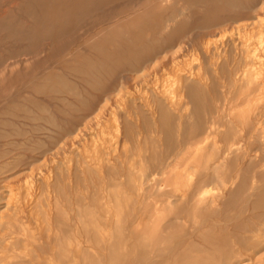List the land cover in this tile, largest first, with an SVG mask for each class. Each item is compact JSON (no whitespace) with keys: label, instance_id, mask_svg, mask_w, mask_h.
Segmentation results:
<instances>
[{"label":"rangeland","instance_id":"rangeland-1","mask_svg":"<svg viewBox=\"0 0 264 264\" xmlns=\"http://www.w3.org/2000/svg\"><path fill=\"white\" fill-rule=\"evenodd\" d=\"M263 11L264 0H0V186L15 187L8 208L0 192V264H264Z\"/></svg>","mask_w":264,"mask_h":264},{"label":"bare ground","instance_id":"bare-ground-1","mask_svg":"<svg viewBox=\"0 0 264 264\" xmlns=\"http://www.w3.org/2000/svg\"><path fill=\"white\" fill-rule=\"evenodd\" d=\"M255 3H256V1H253V2H252V4H255ZM260 3H261V2H260ZM259 5H260V4H259ZM257 7H259V6H257ZM249 8H253V5L250 6ZM255 9H256V8H255ZM243 10H244V9H243ZM247 10H248V9H247ZM253 11H254V10H253ZM263 12H264V11H263ZM263 12H262V13H263ZM252 13H253V12H252ZM254 15H256V14H254ZM256 18H257V17H256ZM259 18H260V17H259ZM250 20H251V19H250ZM256 20H257V19H256ZM243 21H244V20H243ZM257 21H259V20H257ZM260 21L263 22V19H260ZM240 22H241V21H240ZM240 22H239V23H240ZM244 22H245V21H244ZM248 22H249V21H248ZM236 23H237V22H236ZM245 23H246V22H245ZM258 23H259V22H258ZM237 24H238V23H237ZM248 24H249V23H248ZM240 25H241V24H240ZM245 25H246V24H245ZM251 25H252V23H251ZM256 25H258V24H256ZM235 26H236V24H235ZM199 27H200V26H199ZM199 27H198V29H199ZM225 27H226V26H225ZM225 27H224V28H225ZM227 27H228V25H227ZM257 27H258V26H257ZM261 27H262V26H261ZM248 28H250V27L248 26ZM195 29H196V28H195ZM198 29H197V30H198ZM235 29H236V28H235ZM242 29H243V28H242ZM252 29H253V28H252ZM261 29H262V28H261ZM201 30H202V29H201ZM243 30H244V29H243ZM243 30H242V32H243ZM262 30H263V29H262ZM191 32H192V31H191ZM191 32H190V33H191ZM194 32H195V31H194ZM263 32H264V31H263ZM224 33H225V32H224ZM232 33H233V32H232ZM240 33H241V32H239V34H240ZM248 33H249V32H248ZM248 33H247V34H248ZM259 33H260V32H259ZM219 34H220V33H219ZM250 34H251V33H250ZM193 35H194V34L192 33V37H193ZM217 35H218V32H217ZM257 35H258V34H257ZM185 36H186V35H185ZM188 36H189V35H188ZM188 36H187V37H188ZM223 36H224V35H223ZM235 36H236V35H235ZM240 36H241V35H240ZM192 37H191V39H192ZM207 37H208V36H207ZM210 37H211V36H210ZM226 37H227V36H226ZM232 37H233V39H235V38L237 39V38H238V37H235V38H234V35H233ZM254 37H255V36H254ZM263 37H264V36H263ZM241 38H242V37H241ZM184 39H186V38H183V37H182V40H184ZM188 39H189V38H188ZM188 39H187V40H188ZM191 39H190V40H191ZM213 39H214V38H213ZM223 39H224V38H223ZM233 39H232V40H233ZM182 40H181V42H182ZM190 40H188V41H190ZM207 40H208V39H207ZM218 40H220V39H218ZM239 40H240V38H239ZM251 40H252V39H251ZM262 40H263V39H262ZM184 41H185V40H184ZM227 41H228V40H227ZM173 42H174V41H173ZM205 42H206V41H205ZM207 42H208V41H207ZM207 42H206V43H207ZM219 42H220V41H219ZM219 42H217V43H219ZM255 42H256V41H255ZM259 42H260V41H259ZM215 43H216V41H215ZM217 43H216V45H217ZM220 43H221V42H220ZM222 43H224V42L222 41ZM226 43H227V42H226ZM231 43H232V42H231ZM256 43H258V42H256ZM202 44H203V43H202ZM229 44H230V43H229ZM237 44H238V41H237ZM237 44L234 43L235 46H237ZM242 44H243V43L241 42L240 45H242ZM178 45H180V44H178ZM178 45H177V46H178ZM210 45H212V44H210ZM226 45H227V44H226ZM246 45H247V43H246ZM250 45H251V44H250ZM202 46H203V45H202ZM206 46H207L208 48H210L208 45H206ZM212 46H213V45H212ZM217 46H219V45H217ZM223 46H225V45L223 44ZM235 46H234V47H235ZM257 46H258V45H257ZM199 47H200V46H199ZM207 47H206V48H207ZM213 47H214V46H213ZM215 47H216V46H215ZM220 47H221V48H224V47H222V46H220ZM226 47H227V46H226ZM241 47H242V46H241ZM243 47H244V46H243ZM246 47H248V46H246ZM261 47H262V46H261ZM175 48H176V47H175ZM203 48H204V47H203ZM206 48H205V49H206ZM217 48H218V47H217ZM228 48H229V47H228ZM251 48H252V47H251ZM253 48H254V47H253ZM215 49H216V48H215ZM218 49H219V48H218ZM230 49H231V48H230ZM242 49H243V48H242ZM249 49H250V48H249ZM255 49L257 50L256 47H255ZM261 49H263V48H261ZM173 50H174V49H173ZM195 50H196V49H195ZM220 50H221V49H220ZM243 50H245V49H243ZM258 50H259V49H258ZM170 51H171V53H172V50H170ZM196 51H197V50H196ZM208 51H209V50H208ZM221 51H222V50H221ZM221 51H220V52H221ZM223 51H224V49H223ZM226 51H228V49L225 50L224 53H226ZM234 51H235V50H234ZM247 51H248V48H247V50H246V54H247ZM249 51H250V50H249ZM249 51H248V52H249ZM260 51H261V50H260ZM204 52H206V51H204ZM204 52H203V53H204ZM214 52H215V51H214ZM244 52H245V51H244ZM261 52H263V51H261ZM168 53H169V52H168ZM199 53H200V51H199ZM212 53H213V52H212ZM235 53H236V52H235ZM238 53H239V52H238ZM240 53H241V52H240ZM240 53H239V56H240ZM254 53H255V52H254ZM257 53H258V52H256V54H257ZM259 53H260V52H259ZM207 54H208V52H207ZM221 54L223 55V53H220V55H221ZM226 54H227V53H226ZM249 54H250V53H249ZM263 54H264V53H263ZM163 55H165V54H163ZM166 55H167V54H166ZM217 55H218V54H216V56H217ZM220 55H219V56H220ZM228 55H229V54H228ZM252 55H253V54H252ZM167 56H168V55H167ZM170 56H171V55H170ZM208 56H209V55H208ZM212 56H213V55H212ZM212 56H211V57H212ZM214 56H215V55H214ZM236 56H237V55H236ZM236 56H235V58L238 59ZM241 56H242V55H241ZM244 56H245V55H244ZM255 56H256V55H255ZM263 56H264V55H263ZM231 57H232V56H231ZM248 57H249V56H248ZM161 58H162V57H161ZM174 58H176V57H174ZM207 58H208V57H207ZM209 58H210V57H209ZM218 58H219V57H218ZM226 58H227V56H226ZM239 58H240V57H239ZM241 58H242V57H241ZM241 58H240V60H241ZM244 58H245V57H244ZM246 58H247V56H246ZM246 58H245V59H246ZM251 58H252V56H251ZM254 58H255V57H254ZM261 58H262V57H261ZM177 59H178V58H177ZM211 59L213 60V58H211ZM221 59H222V58H221V56H220V60H221ZM223 59H224V58H223ZM245 59H243V60H245ZM255 59H256V58H255ZM155 60H156V59H155ZM160 60H161V59H160ZM164 60H165V59H164ZM175 60H176V59H175ZM209 60H210V59H209ZM220 60H219V61H220ZM224 60H225V59H224ZM240 60H239L238 62H240ZM263 60H264V58H263ZM263 60H262V62H263ZM161 61H162V60H161ZM219 61H217V63H218ZM234 61H235V60H234ZM234 61H233V62H234ZM245 61H246V60H245ZM254 61H255V60H254ZM256 61H257V60H256ZM258 61H260V60H258ZM159 62H160V61H159ZM172 62H173V60H172ZM179 62H180V61H179ZM208 62H209V61H207L206 63L208 64ZM214 62H215V60H214ZM225 62H227V61H225ZM260 62H261V61H260ZM153 63H155V62H152V64H153ZM174 63H175V62H174ZM176 63H178V62H176ZM182 63H183V62H182ZM217 63H216V65H217ZM236 63H237V62H236ZM236 63H235V64H236ZM242 63H243V62H242ZM244 63H245V62H244ZM248 63H249V62H248ZM255 63H256V62H255ZM223 64H224V62H223ZM232 64L234 65V63H232ZM237 64H239V63H237ZM144 65H145V64H144ZM209 65H210V64H209ZM211 65H212V64H211ZM213 65H214V64H213ZM213 65H212V69L214 68ZM241 65H242V64H241ZM249 65H250V64H249ZM252 65H253V63H252ZM252 65H250V66H252ZM257 65H258V63H257ZM261 65H262V64H261ZM171 66H172V65H171ZM180 66H181V65H180ZM183 66H184V65H183ZM219 66H221V63H220ZM230 66H231V65H230ZM247 66H248V65H247ZM262 66H263V65H262ZM151 67H152V66H151ZM173 67H174V66H173ZM209 67H210V66H209ZM215 67H216V66H215ZM238 67H239V66H238ZM241 67H242V66H241ZM258 67H259V65H258ZM141 68H143V67H141ZM171 68H172V67H171ZM186 68L188 69L189 66H187ZM199 68H200V67H199ZM199 68H198V69H199ZM201 68H203V67H201ZM226 68H227V67H226ZM247 68H248V67H247ZM251 68H252V67H251ZM259 68H260V67H259ZM259 68H258V69H259ZM143 69H144V68H143ZM164 69H165V68H164ZM215 69H216V68H215ZM217 69H218V68H217ZM219 69H220V71H221V68H219ZM240 69H241V68H240ZM254 69H257V68H254ZM126 70H127V69H126ZM166 70H167V69H166ZM178 70H179V68H178ZM191 70H192V69H191ZM194 70H195V69H194ZM200 70H201V69H200ZM200 70H199V71H200ZM227 70H229V69H227ZM236 70H237V69H236ZM244 70H245V69H244ZM261 70H262V68H261ZM144 71H145V70H144ZM176 71H177V70H176ZM197 71H198V70H197ZM199 71H198L199 74H203V72L200 73L201 71H200V72H199ZM212 71H213V70H212ZM240 71H241V70H240ZM251 71H252V70H251ZM263 71H264V70H263ZM142 72H143V71H142ZM142 72H141V73H142ZM204 72H205V70H204ZM215 72H217V71H214V74H215ZM218 72H219V71H218ZM227 72H228V71H227ZM232 72H233V70H232ZM234 72H235V71H234ZM237 72H238V71H237ZM244 72H245V71H244ZM258 72H259V71H258ZM260 72H261V71H260ZM124 73H125V72H124ZM220 73H221V72H220ZM239 73H240V72H239ZM242 73H243V72H242ZM255 73H256V72H255ZM261 73H262V72H261ZM139 74H140V73H139ZM139 74H138V75H139ZM146 74H147V73H146ZM188 74H189V73H188ZM204 74H205V73H204ZM212 74H213V73H212ZM216 74H217V73H216ZM216 74H215V76H216ZM227 74H228V73H227ZM243 74H244V73H243ZM247 74H248V73H247ZM253 74H254V73H253ZM253 74H252V75H253ZM256 74H257V73H256ZM121 75H122V74H121ZM175 75H176V74H175ZM180 75H181V74H180ZM184 75H185V74H184ZM193 75H194V74H193ZM193 75H192V76H193ZM210 75H211V74H210ZM223 75H224V74H223ZM232 75L234 76V73H233ZM236 75H237V74H236ZM245 75H246V74H245ZM249 75H250V74H249ZM254 75H255V74H254ZM142 76H143V75H142ZM146 76H147V75H146ZM177 76H178V75H177ZM182 76H183V75H182ZM199 76H200V75H199ZM202 76H204V75H202ZM202 76H201V77H202ZM206 76H207V75H206ZM242 76H243V75H242ZM255 76L257 77V76H259V75L257 74V75H255ZM262 76H263V75H262ZM131 77H132V76H131ZM179 77H180V76H179ZM186 77H187V76H186ZM188 77H190V76H188ZM194 77H195V76H194ZM197 77H198V76H197ZM204 77H205V76H204ZM213 77H214V76H213ZM217 77H218V76H217ZM230 77H231V76H230ZM250 77H251V76H250ZM250 77H249V78H250ZM253 77H254V76H253ZM122 78H123V77H122ZM190 78H193V77H190ZM190 78H189V79H190ZM205 78H206V77H205ZM211 78H212V77H211ZM234 78H235V76L233 77V80H234ZM237 78H240V77L238 76ZM245 78H246V77H245ZM254 78H255V77H254ZM128 79H129V78H128ZM175 79H176V78H175ZM178 79H179L178 81H180L181 77L178 78ZM199 79H200V77H199ZM201 79H202V78H201ZM241 79H242V78H241ZM262 79H263V78H262ZM137 80H138V79H137ZM137 80H136V81H137ZM195 80H196V79H195ZM197 80H198V79H197ZM203 80L205 81V79H203ZM233 80H231V83H232ZM246 80H247V79H246ZM256 80H257V79H256ZM206 81H207V80H206ZM243 81H244V80H243ZM243 81H241V83H244ZM263 81H264V80H263ZM110 82H111V81H110ZM124 82H125V80H124ZM134 82H135V81H134ZM143 82H144V81H143ZM175 82H176V81H175ZM197 82H198V81H197ZM202 82H203V81H202ZM215 82H216V81H215ZM236 82H239V80L236 81ZM198 83H200V81H199ZM245 83H246V82H245ZM256 83H259V82L257 81ZM262 83H263V82H262ZM134 84H135V83H134ZM173 84H174V83H173ZM185 84H186V83H185ZM215 84H216V83H215ZM232 84H233V83H232ZM235 84H236V83H235ZM253 84H254V83H252V85H253ZM176 85H178V84H176ZM199 85H200V84H199ZM236 85H237V84H236ZM238 85H239V84H238ZM241 85H242V84H241ZM247 85H248V84H247ZM252 85H250V88H251ZM259 85H260V84H259ZM134 86H135V85H134ZM204 86H205V85H204ZM233 86H234V85H233ZM248 86H249V85H248ZM257 86H258V84H256L255 87L257 88ZM261 86H262V85H261ZM263 86H264V85H263ZM136 87H137V86H136ZM190 87H191V86H190ZM201 87H202V86H201ZM157 88H158V87H157ZM176 88H178V86H176ZM180 88H181V87H180ZM180 88H179V89H180ZM236 88H238V87H236ZM250 88L248 87V89H250ZM259 88H260V87H259ZM155 89H156V88H155ZM182 89H183V88H182ZM261 89H263V88H261ZM108 90H109V89H108ZM118 90H119V89H118ZM120 90H121V89H120ZM120 90H119V91H120ZM124 90H125V89H124ZM170 90H171V89H170ZM206 90H207V89H206ZM252 90H253V89H252ZM252 90H251V91H252ZM255 90H256V89H255ZM255 90H254V91H255ZM257 90H258V89H257ZM135 91H136V89H135ZM167 91H168V90H167ZM173 91H174V90H173ZM177 91H178V90H177ZM248 91H249V90H248ZM251 91H250V92H251ZM260 91H261V90H260ZM132 92H133V91H132ZM163 92H164V91H163ZM216 92H217V91H216ZM245 92H246V91H245ZM245 92H244V93H245ZM261 92H262V91H261ZM137 93H140V92H137ZM137 93H136V94H137ZM147 93H148V92H147ZM153 93H155V92H153ZM164 93H165V92H164ZM166 93H167V92H166ZM168 93H169V92H168ZM179 93L181 94V92H179ZM185 93H186V92H185ZM254 93H255V92H254ZM129 94H130V93H129ZM170 94H171V93H170ZM248 94H249V93H248ZM263 94H264V93H263ZM126 95H127V94H126ZM126 95H125V96H126ZM132 95H133V94H132ZM139 95H141V94H139ZM156 95H157V94H156ZM161 95H162V93H161ZM167 95H168V94H167ZM258 95H260V94H258ZM107 96H108V95H107ZM142 96H143V95H142ZM159 96H160V95H159ZM162 96H163V95H162ZM181 96H182V95H181ZM181 96H179V97H181ZM244 96H245V94H244ZM244 96H243V97H244ZM247 96H248V95H247V93H246V97H247ZM138 97H140V96H138ZM144 97H145V96H144ZM169 97H170V96H169ZM189 97H190V96H189ZM126 98H127V96H126ZM161 98H162V97H161ZM163 98H165V96H164ZM181 98H182V97H181ZM250 98H251V97H250ZM250 98H249V99H250ZM258 98H259V97H258ZM130 99H132V98H130ZM136 99H137V98H136ZM191 99H192V98H191ZM240 99H242V97H241ZM252 99H253V98H252ZM128 100H129V98H128ZM128 100H127V101H128ZM164 100H165V99H164ZM164 100H163V101H164ZM179 100H180V98H179ZM189 100H190V99H189ZM208 100H209V99H208ZM250 100H251V99H250ZM103 101H104V100H103ZM135 101H136V100H135ZM147 101H148V100H147ZM176 101H177V99H176ZM180 101H181V100H180ZM186 101H187V100H186ZM192 101H193V100H192ZM128 102H129V101H128ZM133 102H134V101H133ZM241 102H243V101H241ZM124 103H125V102H124ZM134 103H135V102H134ZM136 103H138V102L136 101ZM141 103L143 104V102H141ZM146 103H148V102H146ZM154 103H155V102H154ZM166 103H167V102H166ZM125 104H126V103H125ZM151 104H152V103H151ZM168 104H169V103H168ZM168 104H164V105L166 106V105H168ZM179 104H180V103H179ZM195 104H197V103H195ZM223 104H224V103H222L221 105H223ZM248 104H249V103H248ZM250 104H251V102H250ZM256 104H257V103H256ZM119 105H120V104H119ZM134 105H135V104H134ZM139 105H140V104H139ZM144 105H145V104H144ZM146 105H147V104H146ZM149 105H150V104H149ZM101 106H102V105H101ZM126 106H127V105H126ZM258 106H259V105H258ZM144 107H145V106H144ZM155 107H156V106H155ZM194 107H195V106H194ZM198 107H199V106H198ZM124 108H125V107H124ZM124 108H123V109H124ZM150 108H151V107H150ZM168 108H169V107H168ZM170 108L172 109V107H170ZM196 108H197V107H196ZM247 108H248V106H247ZM163 109H165V107H164ZM171 109H170V110H171ZM182 109H183V108H182ZM184 109H185V108H184ZM207 109H208V108H207ZM221 109H222V108H221ZM250 109H251V108H250ZM255 109H257V108H255ZM255 109H253V110H255ZM100 110H101V109H100ZM144 110H145V109H144ZM165 110H166V109H165ZM178 110H179V108H178ZM185 110L188 111V109H185ZM246 110H247V109H246ZM97 111H98V110H97ZM126 111H127V110H126ZM133 111H134V109H133ZM146 111H147V110H146ZM152 111H153V110H152ZM218 111L220 112V110H218ZM223 111H224V110H223ZM117 112H118V111H117ZM119 112H120V111H119ZM134 112H135V111H134ZM147 112H148V111H147ZM213 112H214V111H213ZM224 112H225V111H224ZM247 112H248V110H247ZM254 112H255V111H254ZM96 113H97V112H96ZM126 113H127V112H126ZM130 113H131V112H130ZM130 113H129V114H130ZM199 113H201V112H199ZM225 113H226V112H225ZM248 113H249V112H248ZM110 114H111V113H110ZM127 114H128V113H127ZM153 114H154V113H153ZM171 114H172V113H171ZM178 114H179V113H178ZM184 114H185V113H184ZM184 114H183V115H184ZM244 114H245V112H244V113L241 112V115H242V116H243ZM91 115H92V114H91ZM94 115H95V114H94ZM138 115H139V114H138ZM154 115H155V114H154ZM200 115H202V114H200ZM214 115H215V114H214ZM214 115H213V116H214ZM248 115H249V114H248ZM92 116H93V115H92ZM126 116H128V115H126ZM173 116L176 117L175 115H173ZM178 116H179V115H178ZM249 116H250V115H249ZM93 117H94V116H93ZM98 117H99V116H98ZM131 117H132V116H131ZM219 117H220V116H219ZM126 118H127V117H126ZM200 118H201V117H200ZM200 118H199V119H200ZM259 118H260V117H259ZM259 118H257V119H259ZM101 119H102V118H101ZM119 119H120V117H119ZM119 119H118V120H119ZM121 119H122V118H121ZM127 119H128V118H127ZM135 119H136V118H135ZM209 119H210V118H209ZM211 119H212V118H211ZM211 119H210V121H211ZM261 119H262V118H261ZM261 119H260V120H261ZM99 120H100V119H99ZM102 120H103V119H102ZM116 120H117V119H116ZM129 120H130V119H129ZM153 120H154V119H153ZM153 120H152V122H153ZM183 120H184V119H183ZM200 120H201V119H200ZM243 120H244V118H243ZM250 120H251V119H250ZM262 120H264V119H262ZM88 121H89V120H87V122H88ZM257 121H259V120H257ZM257 121H256V122H257ZM92 122H93V121H92ZM122 122H123V121H122ZM132 122H133V121H132ZM132 122H130V123H132ZM201 122H202V121H201ZM204 122H205V121H204ZM259 122H260V121H259ZM259 122H257V123H258V126H260ZM82 123H84V122H82ZM89 123H90V122H89ZM89 123H88V124H89ZM99 123H100V125H101V122H99ZM117 123H118V122H117ZM155 123H156V122H155ZM223 123H224V122H223ZM88 124H87V125H88ZM134 124H135V123H134ZM136 124H137V123H136ZM202 124H203V126H205L204 123H202ZM232 124H233V123H232ZM242 124H243V123H241V125H242ZM104 125H105V124H104ZM117 125H118V124H117ZM137 125H138V124H137ZM211 125H212V124H211ZM211 125H210V126H211ZM234 125H235V124H234ZM254 125H255V124H254ZM88 126H89V125H88ZM98 126H99V125H98ZM102 126H103V124H102ZM215 126H216V124H215ZM255 126H256V125H255ZM81 127H84V129H85V126H81ZM89 127H90V126H89ZM91 127H92V126H91ZM135 127H136V126H135ZM242 127H243V125H242ZM125 128H126V127H125ZM138 128H139V127H138ZM138 128H137V130H138ZM215 128H216V127H215ZM84 129H83V130H84ZM196 129H197V128H196ZM200 129H201V128H200ZM206 129H207V128H206ZM210 129H211V128H210ZM253 129H254V128H253ZM256 129H257V128H256ZM79 130H80V128H79ZM87 130H88V129H87ZM93 130H94V129L92 128V131H93ZM95 130H97V129H95ZM98 130H99V129H98ZM202 130H203V129H202ZM90 131H91V130H90ZM118 131H119V129H118ZM242 131H243V129H242ZM254 131H255V129H254ZM257 131L259 132L260 136H261L262 134H264V122H263V124H262L260 127H258V130H257ZM75 132H76V131H75ZM103 132H104V130H103ZM203 132H204V131H203ZM219 132H220V131H219ZM235 132H236V131H235ZM250 132H251V131H250ZM255 132H256V131H255ZM201 133H202V132H201ZM206 133H207V132H206ZM116 134H117V133H116ZM136 134H138V131L136 132ZM195 134H197V133H195ZM198 134H199V133H198ZM203 134H204V133H203ZM243 134H244V133H243ZM81 135H82V134H81ZM186 135H187V133H186ZM236 135H237V134H235V137H236ZM240 135H242V134L240 133ZM68 136H69V134H68ZM76 136H78V135H76ZM138 136H139V135H138ZM193 136H194V135H193ZM205 136H206V135H205ZM252 136L254 137V136H255V133H254V135H252ZM258 136H259V135H258ZM49 137H51V136H49ZM84 137H85V136H84ZM93 137H94V136H93ZM185 137H186V136H185ZM213 137H214L213 135H208L203 141H201L200 143H197L198 145H197L195 151L198 152L199 150H201L202 147H203L206 143H208V141L210 140V138H213ZM235 137H234V138H235ZM243 137H244V136H243ZM253 137H251V138H253ZM261 137H262V136H261ZM96 138H97V137H96ZM191 138H192V137H191ZM256 138H257V137H256ZM258 138H259V137H258ZM66 139H67V138H66ZM69 139H70V138H69ZM77 139H78V138H77ZM83 139H84V138H83ZM83 139H82V140H83ZM235 139H236V138H235ZM235 139H234V140H235ZM63 140H64V138H63ZM95 140H96V139H95ZM97 140H99V139H97ZM100 140H101V139H100ZM104 140H106V139H104ZM104 140H103V142H104ZM132 140H133V139H132ZM212 140H213V139H212ZM236 140H237V139H236ZM247 140H248V139H247ZM254 140H255V139H254ZM101 141H102V140H101ZM61 142H62V141H61ZM98 142H99V141H98ZM98 142H97V143H98ZM105 142H106V141H105ZM105 142H104V143H105ZM122 142H123V141H122ZM124 142H125V141H124ZM257 142H258V141H257ZM5 143H6V142H5ZM104 143H103V145H104ZM210 143H211V141H210ZM238 143H239V142H238ZM263 143H264V142H263ZM60 144H62V143H60ZM98 144H99V143H98ZM168 144H169V143H168ZM211 144H212V143H211ZM214 144H215V143H214ZM232 144H233V143H232ZM58 145H59V144H58ZM95 145H96V144H95ZM105 145H106V144H105ZM215 145H216V144H215ZM233 145H235V144H233ZM59 146H60V145H59ZM61 146H62V145H61ZM194 146H196V145H194ZM194 146H193V147H194ZM213 146H214V145H213ZM237 146H238V145H237ZM262 146H263V145H262ZM262 146H261V148H262ZM98 147H100V146H98ZM101 147H102V146H101ZM109 147H111V146H109ZM188 147H189V146H188ZM193 147H191V148L193 149ZM214 147H215V146H214ZM227 147H229V146H227ZM245 147H246V146H245ZM106 148H107V147H106ZM215 148H216V147H215ZM229 148H230V147H229ZM51 149H52V148H51ZM53 149H55V148H53ZM100 149H101V148H100ZM100 149H98V150H100ZM104 149H105V148H104ZM109 149H111V148H109ZM206 149H208V148H206ZM206 149H205V150H206ZM211 149H212V146H211ZM227 149H228V148H227ZM244 149H245V148H244ZM244 149H242V150H244ZM102 150H103V149H102ZM102 150H101V153H102ZM107 150H108V149H107ZM185 150H186V149H185ZM188 150H189V149H188ZM205 150H204V151H205ZM216 150H217V148H216ZM259 150H260V149H259ZM62 151H63V150H62ZM126 151H127V150H126ZM189 151H190V150H189ZM195 151H194V152H195ZM201 151H202V150H201ZM97 152H98V151H96V153H97ZM107 152H108V151H107ZM109 152H110V151H109ZM185 152H186V151H185ZM194 152H193V153H194ZM225 152H226V151H225ZM241 152H242V151H241ZM48 153H49V152H48ZM58 153H59V152H58ZM91 153H92V152H91ZM96 153H95V154H96ZM111 153H112V152H111ZM188 153H189V152H188ZM188 153H187V154H188ZM190 153H191V152H190ZM198 153H199V152H198ZM226 153H227V152H226ZM229 153H230V152H229ZM229 153H228V154H229ZM104 154H105V153H104ZM125 154H126V153H125ZM228 154H227V156H228ZM234 154H235V153H234ZM236 154H237V153H236ZM56 155H57V153H56ZM58 155H59V154H58ZM97 155H98V154H97ZM184 155H185V154H184ZM196 155H197V154H196ZM229 155H230V154H229ZM18 156H19V155H18ZM47 156H48V155H47ZM107 156H108V155H107ZM225 156H226V155H225ZM227 156H226V157H227ZM235 156H236V155H235ZM240 156H241V155H240ZM43 157H44V156H43ZM90 157H91V156H90ZM98 157H99V156H98ZM188 157H189V156H188ZM232 157H233V156H232ZM232 157H231V158H232ZM105 158H106V157H105ZM117 158H118V157H117ZM221 158H222V157H221ZM221 158H219L218 160H220ZM236 158H237V157H236ZM100 159H101V158H100ZM119 159H120V158H119ZM224 159H225V158H224ZM42 160H43V158H42ZM104 160H105V159H104ZM106 160H107V159H106ZM108 161H109V160H108ZM119 161H120V160H119ZM224 161L227 162L226 160H224ZM100 162H101V161H100ZM100 162H99V163H100ZM109 162H110V161H109ZM120 162H121V161H120ZM40 163H41V162H40ZM78 163H79V162H78ZM168 163H169V162H168ZM221 163H222V162H221ZM5 164H6V163H5ZM216 164H218V163H216ZM106 165H107V163H106ZM114 165H115V164H114ZM166 165H167V164H166ZM214 165H215V164H214ZM17 166H18V165H17ZM91 166H92V165H91ZM94 166H95V164H94ZM96 166H97V165H96ZM111 166H112V164H111ZM167 166H168V165H167ZM225 166H226V165H225ZM160 167H161V166H160ZM210 167H211V166H210ZM0 168H1V167H0ZM161 168H162V167H161ZM165 168H166V167H165ZM170 168H171V167H170ZM218 168H219V167H218ZM219 169H220V168H219ZM2 170H3V169H2ZM29 170H30V169H29ZM29 170H28V171H29ZM116 170H117V169H116ZM159 170H160V169H159ZM5 171H7V170H5ZM26 171H27V170H25V172H26ZM41 171H42V170H41ZM157 171H158V170H157ZM168 171H169V170H168ZM219 171H220V170H219ZM16 172H17V171H16ZM25 172H24V173H25ZM206 172H207V171H206ZM216 172H217V171H216ZM216 172H214V173L216 174ZM161 173H162V172H161ZM163 173H164V172H163ZM13 174H14V173H13ZM20 174H21V173H20ZM27 174H28V173H27ZM30 174H31V173H30ZM33 174H34V173H33ZM205 174L207 175L208 173H205ZM28 175H29V174H28ZM191 175H192V174H191ZM213 175H214V174H213ZM20 176H21V175H20ZM22 176H23V175H22ZM213 177H214V176H213ZM43 178H44V177H43ZM154 178H155V177H154ZM0 179H1V178H0ZM3 179H4V178H3ZM9 179H11V178H9ZM155 179H156V178H155ZM155 179H153V181H154ZM221 179H222V178H221ZM4 180H5V179H4ZM37 180H39V179H37ZM50 180H51V179H50ZM214 180H215V177H214ZM8 181H9V180H8ZM219 181H220V180H219ZM219 181H218V182H219ZM222 181H223V180H222ZM6 182H7V181H6ZM35 182H36V181H35ZM213 182H214V181H213ZM213 182H211V183H213ZM31 184H32V180H31V179H27V180L24 182V185L27 186V191H28V192H30ZM45 184H46V183H45ZM34 185H35V184H34ZM34 185H33V186H34ZM15 186H16V185H15ZM17 186H19V185H17ZM17 186H16V187H17ZM20 186H21V185H20ZM189 187H190V186H189ZM203 187H204V186H203ZM203 187H202V188H203ZM206 187H207V186H206ZM256 187H257V186H256ZM14 188H15V187H14ZM14 188H13L12 185H6V183H4V182H3V184L0 186V192H1V194H3V196L6 197V200H5L4 202L6 203V207H7V208L9 207V201H10L11 197H13L12 195L14 194ZM21 188H22V187H21ZM254 188H255V187H254ZM31 189H32V188H31ZM46 189H47V187H46ZM182 189H183V188H182ZM226 189H227V188H226ZM252 189H253V188H252ZM17 190H18V189H17ZM253 190H254V189H253ZM223 192H225V191H223ZM254 192H255V191H254ZM257 192H258V191H257ZM15 194H16V193H15ZM215 194H216V193H215ZM220 194H221V193H220ZM250 194H251V193H250ZM250 194H249V195H250ZM202 195H203V194H202ZM221 195H222V194H221ZM249 195H248V196H249ZM3 196H2V197H3ZM26 196H28V195H26ZM196 196H197V195H196ZM210 196H211V195H210ZM250 196H253V195H250ZM176 197H177V196H176ZM176 197H175V198H176ZM183 197H184V196H183ZM211 197H212V196H211ZM217 197H219V196H217ZM222 197H224V196H222ZM225 197H226V196H225ZM180 198H182V197H180ZM204 198H205V197H204ZM206 198H207V197H206ZM212 198H213V197H212ZM247 198H248V197H247ZM247 198H246V199H247ZM1 199H2V198H0V200H1ZM3 199H4V198H3ZM249 199H250V197H249ZM33 200H34V199H33ZM196 200H197V199H196ZM200 200H201V199H200ZM209 200H211V198H209ZM181 201H182V200H181ZM198 201H199V200H198ZM198 201H196V202H198ZM207 201H208V200H207ZM211 201H212V200H211ZM215 201H216V199H215ZM199 202H200V201H199ZM203 202H204V201H203ZM203 202H202V203H203ZM208 202H210V201H208ZM212 202H213V201H212ZM212 202H211V203H212ZM214 204H215V203H214ZM192 216H193V215H192ZM138 223H139V222H138ZM139 225H140V224H139ZM13 226H14V225H13ZM136 228H137V227H136ZM11 229H12V228H11ZM5 231H6V230H5ZM3 232H4V231H3ZM11 232H13V231H11ZM259 232H260V231H259ZM4 233H5V232H4ZM2 234H3V233H2ZM100 234H101V233H100ZM11 235H12V234H11ZM255 235H256V234H255ZM255 235H253V236H255ZM263 235H264V234H263ZM98 237H99V235H98ZM261 237H262V236H258V235H257V237H255L254 239H256V242H257V243L261 244V241H262V238H263V237H262V238H261ZM131 239H132V238H131ZM263 239H264V238H263ZM10 240H11V239H10ZM10 240H9V241H10ZM2 241H3V240H2ZM4 242H5V241H4ZM8 243H9V242H8ZM262 243H263V242H262ZM262 245H263V244H262ZM0 246H1V244H0ZM79 246H80V245H79ZM130 246H131V245H130ZM259 246H261V245H259ZM6 247H7V246H6ZM12 248H13V247H12ZM2 249H4V248H2ZM30 250H31V249H30ZM163 252H164V251H163ZM163 252H162V253H163ZM2 254H3V253H2ZM4 254H5V253H4ZM158 254L160 255V253H158ZM165 254H166V253H165ZM252 254H253V252H252ZM27 255H28V254H27ZM163 255H164V253H163ZM240 255H241V254H240ZM155 256H157V254H156ZM254 257H255V256H254ZM260 257H261V256H260ZM32 258H33V257H32ZM50 259H51V258H50ZM257 259H258V258H257ZM29 260H30V259H29ZM44 260H45V259H44ZM152 260H153V261H154V260L157 261L156 259H152ZM246 260H247V261H244L242 264H251V262L253 261L252 259H251V260L246 259ZM259 260H260V259H259ZM232 261H233V260H232ZM239 261H240V260H239ZM26 262H27V261H26ZM45 262H46V261H45ZM236 262H237V261H236ZM30 263H31V261H30ZM51 263H52V262H51ZM149 263H150V261H149ZM149 263H148V264H149ZM240 263H241V262H240ZM257 263H258V262H257ZM58 264H64V261H63L62 259H60ZM152 264H153V263H152ZM230 264H231V262H230ZM258 264H260V263H258Z\"/></svg>","mask_w":264,"mask_h":264}]
</instances>
